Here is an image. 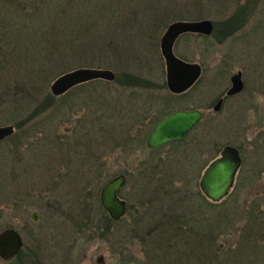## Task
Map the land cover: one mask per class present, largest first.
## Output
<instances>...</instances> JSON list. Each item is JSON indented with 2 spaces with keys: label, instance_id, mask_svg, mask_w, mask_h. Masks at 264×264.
<instances>
[{
  "label": "rangeland",
  "instance_id": "1",
  "mask_svg": "<svg viewBox=\"0 0 264 264\" xmlns=\"http://www.w3.org/2000/svg\"><path fill=\"white\" fill-rule=\"evenodd\" d=\"M169 2L164 4L171 8L169 17L129 53L76 49L72 54L61 47L60 56L55 50L67 43L45 33L53 12L46 8L35 21L30 0H0V126L16 129L0 143V231L16 226L30 245V227L43 250L61 258L63 247L75 241L70 216L93 201L98 163L99 189L109 177L128 176L120 194L130 209L113 226L114 241L100 238L73 248L79 264H97L100 254L104 264H123L116 257L117 241L126 228L127 264H211V258L236 248L239 238L242 247L246 219L239 211L256 194L264 195V0ZM234 12L239 24L229 25ZM203 19L213 20L218 30L210 36L182 34L174 45L178 57L202 66V75L186 94L175 95L167 85L161 39L175 21ZM135 35L136 30L130 41L137 40ZM86 67L109 69L119 77L126 73L127 85L119 78L96 79L69 95H53L58 77ZM239 70L244 91L227 97L215 111ZM46 101L52 105L44 107ZM193 107L205 116L185 143L141 152L160 118ZM141 130L136 140L132 133ZM242 143L246 152L235 188L223 203L209 201L200 188L205 168L225 145ZM174 149L180 152H166ZM133 230L150 233L135 240ZM263 255L253 245L250 254L239 252L232 263L263 264ZM0 264L13 263L0 258Z\"/></svg>",
  "mask_w": 264,
  "mask_h": 264
},
{
  "label": "water",
  "instance_id": "2",
  "mask_svg": "<svg viewBox=\"0 0 264 264\" xmlns=\"http://www.w3.org/2000/svg\"><path fill=\"white\" fill-rule=\"evenodd\" d=\"M215 25L213 20H180L171 23L161 39V51L165 58L167 68V85L175 93L182 92L191 87L201 74L198 63L186 62L174 52L177 39L185 33H199L212 35ZM242 71L231 77V88L228 95L243 91L245 83ZM116 74L109 69L79 68L58 77L51 86L54 95L59 96L72 87L96 79L113 81ZM222 100L215 106L220 110ZM201 110H177L163 117L156 125L148 138V146L157 148L164 144L181 141L186 138L189 131L201 120ZM13 126H0V141L14 133ZM242 164L241 154L235 146L226 145L221 155L213 160L205 169L200 187L208 199L220 202L227 197L234 186L236 174ZM125 175H119L104 186L101 199L104 208L115 220L122 218L126 213V202L119 198L118 191L126 183ZM20 234L13 228H7L0 233V256L5 259L14 257L22 246Z\"/></svg>",
  "mask_w": 264,
  "mask_h": 264
},
{
  "label": "trees",
  "instance_id": "3",
  "mask_svg": "<svg viewBox=\"0 0 264 264\" xmlns=\"http://www.w3.org/2000/svg\"><path fill=\"white\" fill-rule=\"evenodd\" d=\"M30 1V6L32 5L31 12H34L35 14V21V17L42 10L48 8L49 11L53 12L54 18L52 14H50V25L45 33L48 38L49 35H55L57 38L61 37L62 42L67 43L64 46L60 43L61 45L59 48L55 50L60 56L61 47L69 48L72 54L76 49L83 53L91 50H94V53L97 50L100 52L110 50L112 53H129L132 49H136L140 46L136 44L137 41L141 43L144 42L147 34L157 28V23L159 24L161 21L169 17L171 10V8H167V5L171 4V2H169L170 0ZM166 3L169 4L164 5ZM173 14L174 13H172V15ZM236 14L237 13L228 20L229 25H232L233 23L239 24L236 23L237 18L234 17ZM216 26L217 25L215 24L214 33L218 30ZM232 27L236 28L237 26ZM135 30L137 34L135 35V38L137 40L130 41L132 38V36L130 37V34L135 32ZM127 41L129 42L128 46ZM36 59L41 60L40 56H37ZM118 78L121 83H125H123V85H127L128 77L126 73H122L120 77L116 74V79ZM129 78L135 79V82L138 80L137 77L134 76H130ZM97 80L102 81L103 79ZM83 84H79L75 88H78ZM71 91L72 90L61 96L69 95ZM49 101L53 103L52 99ZM51 105L50 102L47 103L46 101L44 107ZM41 110L42 109H39L38 111ZM232 191L220 202H213L208 198L207 199L215 204H220L227 200ZM262 200H264V195L261 193L256 194L250 205H248L247 208H241L239 211L240 216L246 219V225H244V228L241 230L242 233L240 236L242 237V247L240 246L241 241L239 238V244L236 248L231 247L221 256L211 258V264H215L216 262L224 264V261L226 264H234L232 262H234L236 254L239 252L250 254L253 245L257 247L260 255L264 253V203ZM249 259H251V256Z\"/></svg>",
  "mask_w": 264,
  "mask_h": 264
},
{
  "label": "flooded vegetation",
  "instance_id": "4",
  "mask_svg": "<svg viewBox=\"0 0 264 264\" xmlns=\"http://www.w3.org/2000/svg\"><path fill=\"white\" fill-rule=\"evenodd\" d=\"M190 63H193V62H190ZM201 69H202V66H201ZM239 71H241V70H239ZM201 75H202V71H201V74H200L199 78L195 81V83L191 87H189L188 89H186V90H184L182 92L175 93V92H172L170 89L169 90L173 94H175V95H178V96L184 95V94H186L199 81ZM242 79H243V81L245 83V80L243 78V75H242ZM231 85H232V83H231ZM76 86L72 87L71 89H74ZM230 88H231V86L224 91L225 94L222 95V96H220V98L216 102V104H217L219 102V100H222L223 101L222 102V105L220 107V110H221V108H222V106L224 104V101H225V99L227 97H233V96L239 95L245 89V87H244L243 91H241L240 93H237V94H234V95H228L227 92H228V90ZM70 90H68L67 92H65V93H63L61 95L67 94ZM61 95H59V96H61ZM216 104L213 107L214 110H215ZM177 110H201V112H202V118L189 131V133H188V135L186 136L185 139H183L181 141H173V142L164 144V145H162L160 147H157V148H150L148 146V144H147L148 149L147 150H141V152H162V147L165 146V145H168V144H171V143H173V144H183V143H185L187 141V139L189 138L191 132L200 124V122L204 119V116H205L204 111L201 108H199V107H193V108H187V109H177ZM177 110H173V111L165 114L163 117H165V116H167V115H169V114H171V113H173V112H175ZM220 110H215V111H220ZM162 118H160L159 121ZM159 121L156 123V125L159 123ZM156 125H155V127H156ZM7 126H13L14 130H16L15 129V125H7ZM152 131H151V133H152ZM258 132H259L258 134H260L261 130L258 131ZM143 133H144V131L141 130L140 132H138L137 135L135 133H132V135L134 134V136L136 137L135 138L136 140H141V134H143ZM14 134H15V131H14V133L11 136H13ZM11 136H9V137L5 138L4 140L0 141V143H2L3 141H5L6 139L10 138ZM262 136H264V127L262 128ZM245 140L246 139H243L242 138V141L243 142ZM147 142H148V139H147ZM227 145H232V146H235L236 148H238V150H239V152L241 154V157H242V164H241V166H240V168H239V170H238V172L236 174L234 186L231 189V191H232L233 188L235 187L236 183H237L238 174H239V172H240V170H241V168H242V166L244 164V157H243V153L242 152H246V150L244 149V146H245L244 143H242L240 145H236V144H227ZM223 148L220 151V155H221V152L223 151ZM179 149H174V150L166 151V152H180ZM180 150H182L184 152H191L188 149H180ZM193 152H195V151H193ZM257 152H260V150H258ZM220 155H218L217 157H219ZM95 168H96V171L94 173L95 175L93 176V180H92V183H93V186H94L93 187V190H92L93 193L90 194L91 195V198L93 199V201H92V203L90 205H88V203H87L88 200H86L83 203L84 205L82 204L80 210L77 211L72 216H70V218L72 219V222H73L71 225H72V227L75 226V230H74V231H76L75 241H74V244L73 245L63 247L64 251L61 252V253H63L62 256H61V258H60V255L59 256H57V255L55 256L54 254L50 255L46 251L43 250V245H41L40 241L38 239H36L37 234H35L36 231L34 229H30V227H29L28 230H27L28 233L31 236V241H30L31 244L29 245L28 243H26V241H25V239H24V237L22 235L21 230L18 227L11 226V225L8 226V227H6V228H4V229H2L0 231V233L2 231H4L5 229H7V228H13V229H15L20 234V236L22 238L23 244H22L20 250L18 251V253L14 257H12L11 259L5 260L1 256H0V258L2 260H4V261H11L13 264H79V262L74 261L75 255L73 254V248L76 249V247H78L77 244L83 243V242H85L86 244H88V243L93 242V241L98 242L97 240L100 239V238L103 239V240L107 239L108 241H110V240L113 239V241H114V238L116 237V235H114L115 230H113V226L116 223H119L120 221H122L124 219V217L127 215V213L129 212V209H130L127 200L125 198H123L121 196V194H120L121 189L128 182V176L126 174L120 173V174H117L115 176L109 177V179L105 182V184L102 186V188L99 189V187H98L99 186V181H98V179H99V175H98L99 174V172H98L99 165H98V163L95 165ZM119 175H125L126 178H127L126 183L118 191L119 198L122 199V200H124L126 202V213H125V215L122 218H120L118 220H115L113 217H111L110 213L104 208V206L102 204V199H101V192H102V189L104 188V186L108 183V181H110L111 179H113V178H115V177H117ZM87 197H89V196H87ZM39 215H40V212H38V211L37 212H34V214L32 216L33 220H37L39 218ZM125 231H126L125 232V235H124L125 237L122 238V236H121L122 239L120 238V240L117 241V244L120 246V249H119V251L116 254V255H118L116 257H118L119 259H121V260L124 261L123 264H127V245H128L127 244L128 243L127 242V228H126ZM133 231L135 232V235H134V237H136V238H134L135 240L138 237L139 238L142 237V236L145 237V236H147V233L148 234L150 233V231H146V230L140 231V232H139V230H133ZM143 232H146V233H143ZM125 238H126V241L123 240ZM103 240L101 242L104 243ZM137 240H140V239H137ZM72 243H70V244H72ZM58 259H60L62 261H58ZM53 260L55 262H53ZM96 262H97V264H104L105 263V257H104V255L103 254H100L98 256ZM120 263H122V262H120Z\"/></svg>",
  "mask_w": 264,
  "mask_h": 264
}]
</instances>
